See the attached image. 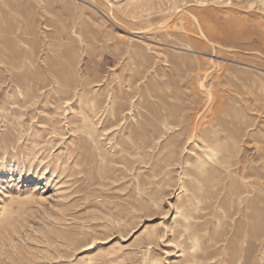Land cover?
I'll return each instance as SVG.
<instances>
[{
    "label": "rangeland",
    "instance_id": "obj_1",
    "mask_svg": "<svg viewBox=\"0 0 264 264\" xmlns=\"http://www.w3.org/2000/svg\"><path fill=\"white\" fill-rule=\"evenodd\" d=\"M0 20V264H264L260 0H0ZM144 99H185L178 125ZM197 106L234 121L241 203L215 180L198 211L181 195Z\"/></svg>",
    "mask_w": 264,
    "mask_h": 264
},
{
    "label": "bare ground",
    "instance_id": "obj_2",
    "mask_svg": "<svg viewBox=\"0 0 264 264\" xmlns=\"http://www.w3.org/2000/svg\"><path fill=\"white\" fill-rule=\"evenodd\" d=\"M260 1L264 6V0ZM0 22L2 21L0 20ZM4 24H0V32L5 31L9 28L8 27L6 29ZM10 43V39L0 36V44L4 52H6V50L9 48ZM29 43L30 50L28 51V55L29 57L34 58V56H36L34 44L32 41H30ZM143 101V107L148 109L153 114V116L150 113H144V111H141L140 114L142 115V118L145 117L152 120L154 122L153 126L155 129L161 131V129L166 125H178L179 121L177 117L182 110V107L184 106L185 99H177V103L175 104L171 103L168 99H159L156 104H153L151 101H149V99H144ZM120 105L125 106L124 103H120ZM116 107L117 106L113 107L114 113H116ZM196 110L197 112L199 111L198 106ZM197 112L191 115L189 122H187V125L191 130V135L189 136L188 142L195 143V145L198 144V146L200 147V151L197 152V155L193 161L194 168H184L185 174L189 176V180L187 181V183L184 182L182 184L181 195L184 196L185 191L188 190L189 195H187V197L190 198L191 201H193L194 209L198 211L201 208L202 202L208 198L207 187L213 180H215L220 184L221 189H229L230 192L228 193V195L231 200L232 198H234L233 194L237 192L235 190L238 188V200L241 203L246 200L245 196H243L242 193H244V191H246L247 189H245L246 186L243 183L244 181L241 180V178L244 179L245 177L239 176L240 179H235L234 176L236 175V172H238V169L236 170L234 169V167H232V165H235L236 163H230L232 162V155L235 152L237 144L239 143V140L241 138L239 137L240 135L235 134V132H233V129L230 127V124L234 125V121H229L228 118L222 116L217 118L215 117L216 120L213 119L215 122L202 120L204 118L199 121L197 120V118L200 112ZM198 128L200 129V143H197L196 141V131L198 130ZM237 129L240 128L237 127ZM245 166V162H242L241 168H244ZM236 186L238 187L235 189ZM248 191L249 189L247 190V192ZM159 197L160 196H151V198L148 199V202L153 205H159ZM229 197L226 196L225 199ZM243 204L242 207L244 206ZM197 218L198 216L195 212H192L189 209L186 201L180 202L177 213L174 217L175 226H178V235L176 237L183 236L186 229L193 228L195 226ZM256 221L257 224L260 223L262 221L261 217L257 216ZM263 257L264 254L261 253L259 260L262 261ZM158 263L159 260L150 261V264Z\"/></svg>",
    "mask_w": 264,
    "mask_h": 264
}]
</instances>
